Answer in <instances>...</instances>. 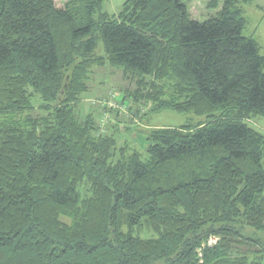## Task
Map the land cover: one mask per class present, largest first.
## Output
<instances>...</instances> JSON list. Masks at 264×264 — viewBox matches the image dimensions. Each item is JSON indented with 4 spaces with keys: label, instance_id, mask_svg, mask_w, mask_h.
Listing matches in <instances>:
<instances>
[{
    "label": "trees",
    "instance_id": "obj_1",
    "mask_svg": "<svg viewBox=\"0 0 264 264\" xmlns=\"http://www.w3.org/2000/svg\"><path fill=\"white\" fill-rule=\"evenodd\" d=\"M189 1L125 0L111 14L105 0H0V264H263L264 247L237 246H264V133L248 121L264 116V53L241 4L252 0L204 20ZM106 62L154 112L206 120L148 129L145 151L119 143L75 107ZM35 95L47 114H33ZM145 225L155 237L136 233Z\"/></svg>",
    "mask_w": 264,
    "mask_h": 264
},
{
    "label": "rangeland",
    "instance_id": "obj_2",
    "mask_svg": "<svg viewBox=\"0 0 264 264\" xmlns=\"http://www.w3.org/2000/svg\"><path fill=\"white\" fill-rule=\"evenodd\" d=\"M68 0H56L57 5L63 6ZM125 0H105V9L111 14L117 13L123 6ZM215 0H190L189 8L192 16L199 20L214 16L222 8L224 0H217L218 4L213 6ZM244 15L247 19V26L244 32L254 35L259 43L262 44L261 51L264 53V0H252L248 3L241 2ZM98 52L102 53L103 43L98 47ZM89 89L85 90L80 99L75 102V107L79 113L84 116L90 111L97 118L100 128L107 133H115L119 143L128 144L131 147L145 151L147 146L146 132L153 127L164 126H184L186 124L197 126V123L205 121L206 117L196 115L192 112H178L176 110L163 109L162 111H153V99L137 93L138 84L129 75L127 76L123 68L114 66L106 62L103 66H95L91 77L88 81ZM138 97V98H137ZM34 110L33 114L48 113L49 110L44 108L42 98L35 95L33 97ZM18 113L15 118L24 117L28 114ZM0 115V124L4 119ZM252 126L264 133V116L256 115L248 120ZM84 193H88L89 185L81 184ZM65 218V217H64ZM66 219V218H65ZM251 232V229H248ZM136 233L142 238L155 237V232L147 225L137 227ZM264 240V231L258 233ZM220 237L213 236L208 239V243L213 245ZM238 250L249 254L256 255L260 244L240 243ZM264 252V251H263ZM264 264V259H263Z\"/></svg>",
    "mask_w": 264,
    "mask_h": 264
},
{
    "label": "crops",
    "instance_id": "obj_3",
    "mask_svg": "<svg viewBox=\"0 0 264 264\" xmlns=\"http://www.w3.org/2000/svg\"><path fill=\"white\" fill-rule=\"evenodd\" d=\"M261 46H262V44H261Z\"/></svg>",
    "mask_w": 264,
    "mask_h": 264
}]
</instances>
